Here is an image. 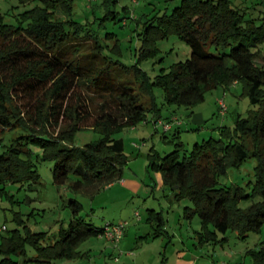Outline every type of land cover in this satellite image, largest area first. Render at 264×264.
I'll return each mask as SVG.
<instances>
[{
  "label": "trees",
  "instance_id": "16d2710c",
  "mask_svg": "<svg viewBox=\"0 0 264 264\" xmlns=\"http://www.w3.org/2000/svg\"><path fill=\"white\" fill-rule=\"evenodd\" d=\"M19 1L35 4L19 13L17 24L0 15L1 194L8 183L30 189L40 183L39 159L54 164L56 185L94 197L124 176L128 156L116 134L148 121L151 114L162 116L157 87L166 104L190 108L202 103L210 89L242 82L257 105L248 117L237 119L233 127L221 126L219 138L196 142L188 153L184 142L174 139L172 152L164 156L153 146L148 156L174 199L192 201L185 212L200 218L198 244L225 242L220 234L229 230L244 239L262 231L264 24L248 18L232 0H182L170 13L136 18L141 44L136 62L127 64L119 39L102 33L105 21L117 18L108 8L114 0H103L105 14L85 21L77 19L74 0ZM173 34L191 47V57L150 77L141 62L160 55V42ZM92 94L103 99L95 110ZM89 129L101 137L76 145L77 133ZM250 157L257 160L251 189L222 185L229 168L241 167ZM65 206L72 216L57 234L33 231L23 213L16 212L18 226L0 239V264H54L82 257L83 241L104 235L108 224L100 227L83 219L84 205L77 198ZM149 220L158 225L156 236L164 233L162 214ZM29 247L36 251L33 257ZM246 254L253 264H264V242Z\"/></svg>",
  "mask_w": 264,
  "mask_h": 264
},
{
  "label": "rangeland",
  "instance_id": "374dc122",
  "mask_svg": "<svg viewBox=\"0 0 264 264\" xmlns=\"http://www.w3.org/2000/svg\"><path fill=\"white\" fill-rule=\"evenodd\" d=\"M182 0H114L108 8L117 13V18L107 19L102 28L103 36L106 32L114 34L121 45V59L127 64L137 60V51L141 41L136 18L151 15L157 12L169 13L181 3ZM77 19L93 20L95 16H102L106 12L103 0H74ZM233 4L248 18L255 19L258 24H264V0H232ZM35 3L21 4L19 0H0V15L7 23L17 24L19 13L30 8ZM124 6L127 10H124ZM112 16V14H109ZM111 42V41H110ZM161 53L156 58L141 62V66L156 77L162 67L186 60L191 57V47L180 40L176 35L160 42ZM262 63V60H259ZM158 104L161 106L163 120L173 123L176 114L183 122L180 130L177 128L165 131L163 126L157 127L156 118L153 122L143 121L119 131L116 137L122 138L128 163L124 168V184L121 179L112 185L101 188L92 197L89 194L74 191L68 185H56L53 181L54 164L36 159L41 174L40 183L29 185L8 183L7 192L0 193V239L8 231L18 226L15 222L16 212L23 213V218L33 231H50L56 233L61 224L67 225L71 219L70 207L65 206L71 198L83 202L81 216L86 221L96 225L107 224L123 225L124 235L122 245L131 246L130 258L126 257L125 264H178V250L187 255L197 256L194 264H253L246 254L250 248L264 242V226L259 233L251 232L247 238H242L236 231L229 230L220 237H227L225 242L198 244L197 231L201 230V221L198 215H186V206H191L189 199L175 200L172 188L164 184L162 174L150 166L148 153L154 146L162 155L175 149V141H183L188 153L196 142H202L210 137H220V127L234 126L239 118L248 117L253 105L244 90L242 82H235L230 87L222 85L206 92L205 100L194 107L168 105L165 103L163 90L155 89ZM93 109H98L103 99L97 95L91 96ZM224 99L228 105L225 115L220 113L219 100ZM156 117L157 115L154 114ZM150 119V118H149ZM153 120V119H152ZM178 125V124H176ZM158 128V129H156ZM176 134L177 138H174ZM99 132L89 129L77 133L75 144L83 146L101 137ZM256 158L250 157L239 168H229L227 174L221 178L222 185H241L247 190L251 189L255 181ZM13 195V196H11ZM12 197V198H11ZM251 202H243L247 206ZM153 211V212H152ZM165 219L162 232L159 233L156 222H151V216L161 215ZM157 220V219H156ZM4 227H7L6 229ZM126 230L129 231L125 235ZM106 246V240L100 237H91L80 245L79 250L84 255L73 259L76 264H103L106 258H99L101 250ZM123 249V248H122ZM36 254L34 248L29 247V257ZM151 257H155L151 259ZM102 260V261H101ZM193 261V260H192ZM108 262L113 264V260ZM27 264H34L29 262ZM122 264V262H120Z\"/></svg>",
  "mask_w": 264,
  "mask_h": 264
},
{
  "label": "crops",
  "instance_id": "0c3cea01",
  "mask_svg": "<svg viewBox=\"0 0 264 264\" xmlns=\"http://www.w3.org/2000/svg\"><path fill=\"white\" fill-rule=\"evenodd\" d=\"M177 115L174 114L173 116L170 117V119H174V118H178L176 117ZM149 120L150 122L153 121V122H156L155 119H163L162 116H154V115H149ZM153 119V120H152ZM180 125H183V122L182 124H178V125H174L172 130L177 128V132H179L180 130ZM158 129V128H156ZM122 180V179H121ZM113 184V183H112ZM111 184V185H112ZM121 184H124V180L121 181ZM110 186V185H109ZM129 231L126 230V233L125 235L128 234ZM98 237L100 238H103L106 240V246L104 247V249L101 250L102 254L99 255V258L103 259L106 258V260H104V263L103 264H110V262H108L109 259L113 260V264H120V262H122V264H125L127 263L126 261L129 260L127 259L126 257L130 258V255H132L129 250H131V246H128V245H122V241L118 244V245H115L114 242H112L111 239H109L108 237H105L103 235L99 236ZM124 239V238H123ZM123 248V249H122ZM126 257H123L125 256ZM178 264H194V260L195 259H198L197 256H190V255H187V257L189 259H186V252H182L181 249L178 250ZM155 257H151V259H154ZM96 260V259H95ZM95 260H90L91 261V264H96V261ZM193 260V261H192ZM102 261V260H101ZM77 261L75 260H58V262L56 261L54 264H76Z\"/></svg>",
  "mask_w": 264,
  "mask_h": 264
},
{
  "label": "built area",
  "instance_id": "2783aa9c",
  "mask_svg": "<svg viewBox=\"0 0 264 264\" xmlns=\"http://www.w3.org/2000/svg\"><path fill=\"white\" fill-rule=\"evenodd\" d=\"M220 105V113L222 115H225L228 111V105L224 99H220L219 101ZM177 120L174 121L173 123H168L164 121L163 119H158V122L156 123L157 127L163 126L165 131H170L172 130L173 126L176 124H182V120L180 118H176ZM5 229L7 227H4ZM124 229L125 227L123 225H116V224H108L105 228L104 235L105 237H108L109 239L112 240V242L115 243V245H118L124 235Z\"/></svg>",
  "mask_w": 264,
  "mask_h": 264
}]
</instances>
